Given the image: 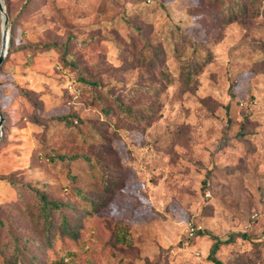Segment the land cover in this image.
Listing matches in <instances>:
<instances>
[{
	"label": "rangeland",
	"instance_id": "1",
	"mask_svg": "<svg viewBox=\"0 0 264 264\" xmlns=\"http://www.w3.org/2000/svg\"><path fill=\"white\" fill-rule=\"evenodd\" d=\"M245 1L229 23L234 0H2L0 264L15 226L45 241L30 188L78 234L35 264H214L232 235L217 259L264 264V0Z\"/></svg>",
	"mask_w": 264,
	"mask_h": 264
},
{
	"label": "trees",
	"instance_id": "2",
	"mask_svg": "<svg viewBox=\"0 0 264 264\" xmlns=\"http://www.w3.org/2000/svg\"><path fill=\"white\" fill-rule=\"evenodd\" d=\"M261 2L262 0H252V2ZM25 5V4H24ZM248 2L245 0H234V5L231 7L230 5H227V8L224 7L223 10V18L222 20H225V18H229L228 22L231 23L233 20H235V14L236 10L239 12L241 11H247ZM190 45L194 48L197 46V43L194 42L192 39H190ZM52 46H44L45 50L50 49ZM38 48V47H37ZM67 54V53H66ZM67 60V59H66ZM156 60L155 58L151 57L149 60V64L154 63ZM190 67V64L187 65ZM186 66V69H187ZM77 67V66H76ZM189 76V74H188ZM85 84L95 86V84L89 83L84 81ZM118 105L122 106L121 103H118ZM61 160H64V156L58 157ZM72 160H86L88 165L93 164L91 162V159L88 156L85 155H74L71 157ZM100 164L101 169L103 170V182L105 184V188L110 189L113 185V173L111 172V169L109 168V165H106L105 163H102L98 161ZM109 166V167H107ZM10 183L18 188L17 181L11 180ZM35 196V206H36V220L39 222V224H42V229L45 232V241H40L39 237H30L27 234L18 235L16 232L20 231V226H15V229H10L9 232L12 233L11 238L6 243L4 252L6 255V262L8 264H35L39 263L40 256L36 255L33 251L35 246L38 244L40 247H42L45 244L44 248V255L45 258H50L51 253L56 254V243L57 241H61L62 243H66L68 240H77L78 234L76 233L77 225L75 223H70V218H68L66 215H64V209L70 207L68 203L60 202V201H52L49 199V197L41 190L38 189H29ZM78 193L80 196L84 195L78 190ZM85 202H89L92 205L96 204L94 203V199L85 197ZM95 206L93 208L95 209ZM72 224V225H71ZM6 226H9L7 222L3 221L0 216V229H5ZM80 227H78L79 229ZM236 236V235H232ZM232 236L229 237L227 240H221L217 237H213L214 243L211 248V252L209 255V259L214 264H224L221 260L217 259L215 255L217 254L218 250L222 245L230 244L232 242ZM244 240H247V236L242 234L240 235Z\"/></svg>",
	"mask_w": 264,
	"mask_h": 264
},
{
	"label": "water",
	"instance_id": "3",
	"mask_svg": "<svg viewBox=\"0 0 264 264\" xmlns=\"http://www.w3.org/2000/svg\"><path fill=\"white\" fill-rule=\"evenodd\" d=\"M0 12L3 15L2 47L0 51V70H1L4 65L5 58L8 54V50H9L8 18L5 14V7L3 5L2 0H0ZM2 121H3V117L1 116V112H0V141L2 138V131H1Z\"/></svg>",
	"mask_w": 264,
	"mask_h": 264
},
{
	"label": "built area",
	"instance_id": "4",
	"mask_svg": "<svg viewBox=\"0 0 264 264\" xmlns=\"http://www.w3.org/2000/svg\"><path fill=\"white\" fill-rule=\"evenodd\" d=\"M200 230H201V227L194 226L193 224H189L188 225V236L193 238L198 233H200Z\"/></svg>",
	"mask_w": 264,
	"mask_h": 264
}]
</instances>
